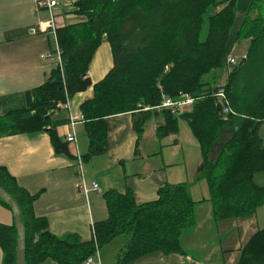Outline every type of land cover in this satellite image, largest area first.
Segmentation results:
<instances>
[{
    "label": "trees",
    "instance_id": "16d2710c",
    "mask_svg": "<svg viewBox=\"0 0 264 264\" xmlns=\"http://www.w3.org/2000/svg\"><path fill=\"white\" fill-rule=\"evenodd\" d=\"M74 5L84 20L56 28L62 66L56 65L43 84L24 93V107L0 114V136L45 130L55 151L69 154L51 113L60 102L92 86L94 96L81 104L89 138L83 160L108 150L113 115H140L134 122L137 146L151 111H161L165 118L157 126L162 137L179 131L181 117L198 140L203 161L197 179L206 181L209 196L202 200L212 202L216 219L255 214L264 204V186L254 181L255 173L264 171L259 134L264 82L251 79L248 86L253 88L244 90L250 87L237 79V60L229 65L227 57L235 53L239 42L249 40L245 61L264 62V0H75ZM15 34L19 32L7 36ZM104 40L111 44L114 66L93 83L89 64ZM227 66L234 67L220 83ZM222 85L231 107L227 114L217 108L216 91ZM185 95L193 98L188 102L190 110L176 115L170 108H159L164 96L178 100ZM228 130L231 134L222 139ZM0 185L20 205L27 264L48 258L60 264H83L120 235L129 239L116 264L155 252H183L180 237L183 229L195 223L198 202L186 181L166 183L156 199L143 203L136 201L131 190L110 189L103 193L108 217L95 221L92 238L84 240L74 232L54 234L48 219L34 211L40 193L22 187L5 166H0ZM0 203L11 209L3 199ZM0 244L3 264H17L14 221L0 223ZM239 264H264V229L243 248Z\"/></svg>",
    "mask_w": 264,
    "mask_h": 264
},
{
    "label": "crops",
    "instance_id": "0c3cea01",
    "mask_svg": "<svg viewBox=\"0 0 264 264\" xmlns=\"http://www.w3.org/2000/svg\"><path fill=\"white\" fill-rule=\"evenodd\" d=\"M39 1L0 0V114L24 107V93L43 84L56 66L53 61L42 58V54L55 48L57 40L50 30L44 29L50 24L51 12ZM74 7L72 0L70 5L59 2L53 8L57 28L84 20ZM33 28L38 30L33 31ZM13 32H19V35L7 36ZM248 46L249 43L246 49ZM113 66L111 44L104 40L89 64L88 75L96 83ZM93 96L94 90L90 86L69 98L68 106H59L51 113L56 131L64 141L72 129L71 117L77 120L75 144L66 141L69 154L56 152L45 130L0 136V166H5L32 194L40 193L34 202L36 215L46 217L50 230L58 236L74 232L82 239L90 240L93 223L108 217L104 192L131 190L136 201L143 203L156 199L159 188L166 183L186 181L191 183L190 192L198 202L194 207L195 223L183 229L180 237L183 252L168 255L155 252L119 264H239L243 248L258 230L264 229V204L251 216L216 219L212 202L202 200L209 196L208 187H203L201 180L197 179L202 156L196 160L188 153L179 152L181 157L172 154L175 158L170 161L157 159V154L162 152L159 146H163V137L157 133V126L165 121L161 111H151L148 115L147 120L154 114L155 122L151 131L145 124L138 146L134 122L140 115L126 112L111 116L108 150L92 156L84 168L83 164L79 168L76 154L83 161L82 156L89 146L81 104ZM186 107L191 109V105ZM178 132L171 133L174 143L182 139ZM259 134L264 144V121L260 124ZM147 140H150V149H147ZM155 145H159L157 149ZM94 157L99 160L94 162ZM82 180L87 191L78 187ZM254 181L264 186V171L255 173ZM93 183H97V188ZM198 187H201L197 192L199 195L195 197L193 193ZM13 221L12 210L0 203V223L10 225ZM128 239L127 236L125 244L120 247L107 249L103 246L98 254H94L90 264H116ZM3 263L4 252L0 244V264ZM40 264L60 263L48 258Z\"/></svg>",
    "mask_w": 264,
    "mask_h": 264
},
{
    "label": "rangeland",
    "instance_id": "374dc122",
    "mask_svg": "<svg viewBox=\"0 0 264 264\" xmlns=\"http://www.w3.org/2000/svg\"><path fill=\"white\" fill-rule=\"evenodd\" d=\"M61 4H65V5H70L72 3V0H60ZM74 4V3H73ZM75 6V5H74ZM76 11V6L74 7ZM250 43L249 40H243L241 42H239L237 44V49H235V53H233V55L235 56L236 60H237V68L239 70V74L237 76V79H239V82L242 83L243 85H245L246 87L248 86L249 83H251V79H255L258 82H256L257 84L259 83H263L264 80V62L259 63V60L257 58L251 59L250 61L246 62L243 55L247 53V49L246 46L247 44ZM245 46V47H244ZM239 47H244L242 48V50H238ZM227 66V68H225V71L221 72V75L219 77V82L223 83L225 82V80L227 79L228 73L229 71L234 67L231 66L229 67ZM261 80V81H259ZM240 85V84H239ZM241 86V85H240ZM250 88H246L244 90H251L253 88V86H248ZM242 88V87H241ZM190 105V103H182L179 106V110L175 113L176 115H178L180 112L185 111V110H189L188 106ZM153 122H155V116L154 114H151V118L147 120L146 122V127L149 131L152 130V126H153ZM178 122H179V126H180V130H179V136H181V140L178 143H174L172 138H173V134H167L164 135L162 138V145L163 146H159V145H155V149H157L156 147L159 146V148L162 150V152L157 156V159L161 160L164 158V160L170 161L171 158H175L174 155L172 154H177L178 158L181 157V154L183 153H188V156L190 155V157L198 160L201 159V153H200V148H199V143L198 140L196 138V136L194 135V133L192 132V129L190 128L189 124L187 123L186 120L182 119L181 117H178ZM231 134V131H225V133L222 135V139L229 137V135ZM147 144H148V148L150 149V140H147ZM174 151V152H173ZM179 152L181 153L179 155ZM216 153V151H215ZM97 157V156H96ZM96 157H94V159H92L94 162L96 160ZM91 162V161H90ZM88 162H86L85 160L82 161L83 164V168L87 165ZM179 163V162H178ZM77 166L80 168L78 162H77ZM76 166V168H78ZM203 187L207 186L205 179L201 178L200 179ZM87 182V181H86ZM201 187H198V191L194 192L193 195L195 197H197V192L199 193ZM127 236L126 235H120L118 237H116L111 243H108L106 245H104L103 248H116V247H120L119 245L121 244V246H123L125 244ZM93 257H95V255H92ZM83 264H86V262H84Z\"/></svg>",
    "mask_w": 264,
    "mask_h": 264
},
{
    "label": "built area",
    "instance_id": "2783aa9c",
    "mask_svg": "<svg viewBox=\"0 0 264 264\" xmlns=\"http://www.w3.org/2000/svg\"><path fill=\"white\" fill-rule=\"evenodd\" d=\"M60 2V0H40L39 3L42 4V5H45L47 6V8L50 10L51 12V20H50V24L47 26V28H44L45 30H50L51 33L54 34V36L56 37V22L54 20V17H53V8L58 5ZM75 2V0H73V3ZM39 29H40V26H39ZM42 58L46 59V60H51L53 61L56 65H60L62 66L63 64V60H62V51L61 49L59 48L57 42H56V46L53 50H51V52H47V53H44L42 54ZM227 63L229 65H233L236 63V58L233 54H230L228 57H227ZM226 88L224 87V85L220 86L217 91H216V96H217V99L218 101L223 105L222 106V112L223 113H229L231 111V107L229 106V100L227 98V95H226ZM193 101V98L188 96V95H185L184 97H182L181 99H173L172 97L170 96H164L163 99H162V103L160 104L159 108H170L172 110L173 113L177 112L179 110V106L180 104H184V103H188V102H192ZM68 99L66 102H64V104L62 103H59L58 106H62V105H65V106H68ZM83 116V115H82ZM76 119L74 117H71L70 119V124L72 125V129H70L69 132H67L66 134V141L67 142H71L72 144H75L76 142V135H75V129H74V125L76 123ZM77 155V158H78V163L81 167V164H82V158L79 154H76ZM81 175H82V169H81ZM97 183H93V187L94 188H97ZM78 187L84 191H87V186L84 182V180H82L79 184H78ZM99 253V250H97L96 254ZM93 261V256H90L89 258H87V260L85 261L86 264H90L91 262Z\"/></svg>",
    "mask_w": 264,
    "mask_h": 264
},
{
    "label": "water",
    "instance_id": "95a60500",
    "mask_svg": "<svg viewBox=\"0 0 264 264\" xmlns=\"http://www.w3.org/2000/svg\"><path fill=\"white\" fill-rule=\"evenodd\" d=\"M217 108L219 111L222 110L221 103L217 104ZM0 199H3L7 204H9L13 212L14 223L18 233V244H17V255H16L17 264H27L26 251H25L26 228L21 218L20 205L14 199V197L1 185H0Z\"/></svg>",
    "mask_w": 264,
    "mask_h": 264
}]
</instances>
